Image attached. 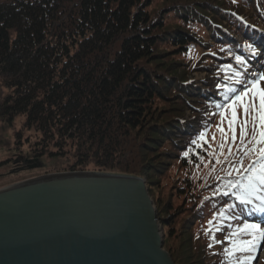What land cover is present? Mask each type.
Listing matches in <instances>:
<instances>
[{"label": "trees", "instance_id": "trees-1", "mask_svg": "<svg viewBox=\"0 0 264 264\" xmlns=\"http://www.w3.org/2000/svg\"><path fill=\"white\" fill-rule=\"evenodd\" d=\"M258 25L264 0H0V116L23 119L37 135L32 160L58 162L54 173L145 179L174 264H254L261 240L224 251L230 233L264 220L229 182L264 145L252 140L254 114L242 143L238 109L233 142L231 112L222 121L216 106L264 73V55L245 47L264 40Z\"/></svg>", "mask_w": 264, "mask_h": 264}, {"label": "water", "instance_id": "water-1", "mask_svg": "<svg viewBox=\"0 0 264 264\" xmlns=\"http://www.w3.org/2000/svg\"><path fill=\"white\" fill-rule=\"evenodd\" d=\"M145 179L69 173L0 189V264H174Z\"/></svg>", "mask_w": 264, "mask_h": 264}, {"label": "snow or ice", "instance_id": "snow-or-ice-1", "mask_svg": "<svg viewBox=\"0 0 264 264\" xmlns=\"http://www.w3.org/2000/svg\"><path fill=\"white\" fill-rule=\"evenodd\" d=\"M245 47L251 51L253 55H255L256 50L252 45L247 44ZM236 60L239 64L244 63L240 57H236ZM235 75L237 76L236 83H243V81L239 79L241 74L237 72ZM262 82H264V73H261L256 79L247 81V84L244 85L242 90L229 88L228 91L234 94L229 102L223 106H216L217 108L223 109L220 113L222 121L226 118V110H230L231 112V118L228 120V126L232 131L233 142L237 139L236 125L238 122V109H242L244 116L243 126L240 128L242 143L244 137L248 135V117L251 113L254 114L252 116V131L255 133L257 129L259 130L258 137L253 135L252 140L258 145H264V87L261 86ZM225 99H228V97L226 96ZM220 131L223 134L224 130L222 128ZM204 136L205 133L201 132L199 139L204 140ZM192 143L197 144V140H193ZM253 151H257L259 156L253 164L244 169V171L249 174L242 177L238 181H230L229 188L230 190L235 189L232 194L240 204L249 205L253 204L254 201H258L259 203L254 205L255 210L260 213H264V147L253 149ZM187 154L188 153H185V155ZM237 171H239V169H237ZM228 194V192L224 193V195ZM220 216L223 217L224 213L221 212ZM212 223V221H209L210 225ZM233 236L238 238L231 239ZM243 236H249L252 237V239L240 238ZM213 239L215 240L214 236ZM228 239L231 247L225 248L224 251L229 256H234L236 253L254 252L256 249V242L258 240H264V227L260 224L245 222L237 228L235 232L230 233ZM252 258V256L239 257V264H244L245 260L250 262ZM233 264H236V262L233 261Z\"/></svg>", "mask_w": 264, "mask_h": 264}, {"label": "rangeland", "instance_id": "rangeland-1", "mask_svg": "<svg viewBox=\"0 0 264 264\" xmlns=\"http://www.w3.org/2000/svg\"><path fill=\"white\" fill-rule=\"evenodd\" d=\"M251 27L261 32V37L264 38V27H261V25ZM259 41V47L255 49V58H259V56L261 58L262 55H264V40L260 39ZM193 77L194 81L199 82L202 79L203 74L194 73ZM261 86L264 87V82H262ZM8 93L9 91L2 84L0 78V105ZM22 122L23 119L18 118L12 123H8L0 116V189L28 182L50 174H57L56 172L54 173V171L59 170L62 167L58 162H49L44 158H42L41 161L34 162L32 160L30 145L37 140V135L32 130L25 131L22 127ZM221 136L226 137V135ZM149 198L151 199L150 194ZM153 207L155 210L154 203ZM158 225L161 229L163 240V230L159 223ZM255 263L264 264V240L261 242Z\"/></svg>", "mask_w": 264, "mask_h": 264}, {"label": "bare ground", "instance_id": "bare-ground-1", "mask_svg": "<svg viewBox=\"0 0 264 264\" xmlns=\"http://www.w3.org/2000/svg\"><path fill=\"white\" fill-rule=\"evenodd\" d=\"M16 119H18V118H15L14 120H16ZM13 120V121H14ZM12 121V122H13ZM11 122V123H12ZM77 173H88V174H101V173H95V172H77ZM107 174V173H106ZM50 175H55V174H50ZM50 175H47V176H50ZM107 175H115V174H111V173H109V174H107ZM156 213V212H155ZM159 236H161V238H162V233H159L158 234ZM162 251L163 252H165V253H168V251L165 249V247H164V245H163V240H162ZM168 255H169V253H168ZM170 256V255H169ZM171 258V257H170ZM172 260V259H171Z\"/></svg>", "mask_w": 264, "mask_h": 264}]
</instances>
